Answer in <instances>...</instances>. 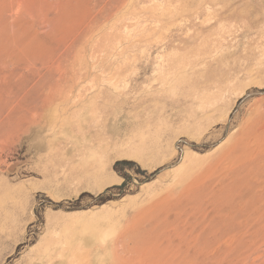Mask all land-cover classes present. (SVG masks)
<instances>
[{
    "label": "rangeland",
    "instance_id": "374dc122",
    "mask_svg": "<svg viewBox=\"0 0 264 264\" xmlns=\"http://www.w3.org/2000/svg\"><path fill=\"white\" fill-rule=\"evenodd\" d=\"M18 1L0 264H264V0Z\"/></svg>",
    "mask_w": 264,
    "mask_h": 264
},
{
    "label": "bare ground",
    "instance_id": "6f19581e",
    "mask_svg": "<svg viewBox=\"0 0 264 264\" xmlns=\"http://www.w3.org/2000/svg\"><path fill=\"white\" fill-rule=\"evenodd\" d=\"M5 1V0H4ZM20 1V0H19ZM19 1L17 2V3H19ZM22 1V0H21ZM24 1V0H23ZM25 1H27V0H25ZM63 1V0H62ZM6 2H7V0H6ZM14 2H16V1H14ZM2 3H5V2H2ZM7 3H9V0H8V2ZM22 3V2H21ZM24 3V2H23ZM69 3V2H68ZM1 4V3H0ZM12 5V4H11ZM10 5V6H11ZM69 5V4H68ZM53 7V6H52ZM66 7V6H65ZM118 9V8H117ZM4 11V10H3ZM3 11H0V12H3ZM58 13V12H57ZM4 14H5V12H4ZM3 16V15H2ZM20 16V15H19ZM1 20V19H0ZM2 23V22H1ZM15 27V26H14ZM4 80V79H3ZM7 99V98H6ZM0 111H2V110H0ZM255 133H256V131L254 130V131H251V132H248V134H247V136H246V138L243 136V138H245V139H243L242 141H240L239 143H237V144H235L234 145V147L232 148V150H233V152L234 151H236L237 149H238V147H241V148H244V147H246L247 148V146H245V145H247L248 144V139L250 138V139H252L253 138V136H255L254 138H253V140L254 141H256L257 140V137H259V136H256L255 135ZM246 134V133H245ZM244 134V135H245ZM252 137V138H251ZM262 137V136H261ZM262 139V138H261ZM238 142V141H237ZM249 144H250V141H249ZM244 146V147H243ZM260 146H263V148H264V142H262V143H260ZM232 153V152H231ZM259 156V155H258ZM263 156V155H262ZM261 158H263V157H261ZM245 163V162H244ZM243 164V163H242ZM244 165V164H243ZM242 165V166H243ZM240 167V166H239ZM248 167V166H247ZM240 171V170H239ZM237 172V171H236ZM242 172V171H241ZM238 174V173H237ZM241 174V173H240ZM261 175V174H260ZM258 199H259V201L261 200L262 201V199H264V193L262 194V196H260V197H258ZM252 204H253V202H252ZM255 207H257L256 208V211L257 212H259L260 210L262 211L263 209H264V205H263V203H261L259 206H256L255 205Z\"/></svg>",
    "mask_w": 264,
    "mask_h": 264
}]
</instances>
